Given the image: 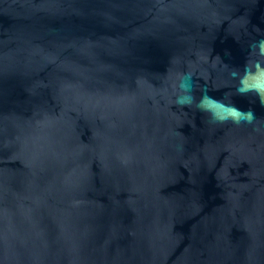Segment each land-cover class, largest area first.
<instances>
[{"label":"water","instance_id":"1","mask_svg":"<svg viewBox=\"0 0 264 264\" xmlns=\"http://www.w3.org/2000/svg\"><path fill=\"white\" fill-rule=\"evenodd\" d=\"M0 264H264V0H0Z\"/></svg>","mask_w":264,"mask_h":264}]
</instances>
